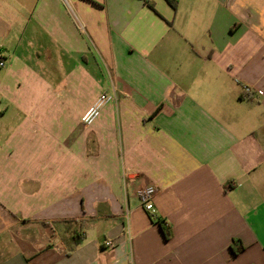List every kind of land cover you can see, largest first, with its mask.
<instances>
[{
  "label": "crops",
  "instance_id": "obj_1",
  "mask_svg": "<svg viewBox=\"0 0 264 264\" xmlns=\"http://www.w3.org/2000/svg\"><path fill=\"white\" fill-rule=\"evenodd\" d=\"M71 1L0 0V264H264V0Z\"/></svg>",
  "mask_w": 264,
  "mask_h": 264
},
{
  "label": "built area",
  "instance_id": "obj_2",
  "mask_svg": "<svg viewBox=\"0 0 264 264\" xmlns=\"http://www.w3.org/2000/svg\"><path fill=\"white\" fill-rule=\"evenodd\" d=\"M62 1L64 2V4L67 6L70 13L74 17L79 31L81 33H86L87 26L77 14L72 1L71 0H62ZM5 65L6 64L3 59V52L2 49L0 48V67L4 68ZM244 90L248 93L251 92V88L249 86H245ZM113 100H114V95L108 93H102L98 97V99L94 102V104L84 113L82 117L83 124L86 126L93 125L100 117L103 109ZM156 193H157V189L153 185H145L137 190V197L141 205L148 213L152 214L153 216L156 214V208L154 205V198L156 196ZM105 246L111 248L113 247V242L108 241L105 243Z\"/></svg>",
  "mask_w": 264,
  "mask_h": 264
},
{
  "label": "trees",
  "instance_id": "obj_3",
  "mask_svg": "<svg viewBox=\"0 0 264 264\" xmlns=\"http://www.w3.org/2000/svg\"><path fill=\"white\" fill-rule=\"evenodd\" d=\"M160 223H161L162 225L164 224V222H160ZM163 229H164L166 235L169 236V235H168V232L166 231V229H165L164 227H163ZM78 243H80V241H78L77 244H78Z\"/></svg>",
  "mask_w": 264,
  "mask_h": 264
}]
</instances>
